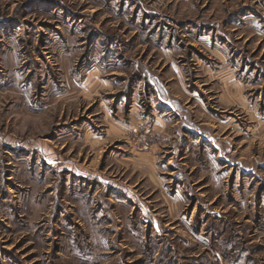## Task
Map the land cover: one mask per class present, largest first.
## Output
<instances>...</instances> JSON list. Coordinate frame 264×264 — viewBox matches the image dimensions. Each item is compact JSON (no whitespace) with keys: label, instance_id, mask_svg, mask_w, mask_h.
I'll list each match as a JSON object with an SVG mask.
<instances>
[{"label":"rangeland","instance_id":"rangeland-1","mask_svg":"<svg viewBox=\"0 0 264 264\" xmlns=\"http://www.w3.org/2000/svg\"><path fill=\"white\" fill-rule=\"evenodd\" d=\"M205 34L227 37L228 77L206 66ZM157 39L178 49L162 53ZM138 62L174 93L198 92L210 113L188 105L212 130L174 162L188 168L166 179L177 204L150 202V214L124 198L104 204L110 190L100 195L99 180L80 181V164L98 161L110 181L151 192L116 165L130 151L152 152L151 132L99 156L80 148L89 117L100 119V100L78 93L92 69L116 89L100 97L128 111L127 121L132 108L157 111ZM236 86L235 99L225 90ZM154 209L157 221L148 220ZM0 264H264V0H0Z\"/></svg>","mask_w":264,"mask_h":264},{"label":"crops","instance_id":"crops-1","mask_svg":"<svg viewBox=\"0 0 264 264\" xmlns=\"http://www.w3.org/2000/svg\"><path fill=\"white\" fill-rule=\"evenodd\" d=\"M257 14L260 15L262 13L258 11ZM252 26L259 30L261 28L256 23H253ZM203 36L206 37L205 42L201 43L197 42L196 40V43H201V46L206 49V53L210 56L209 59H213L211 64L212 66H206L210 69V71L212 70L213 73H215L216 77H223V75L227 76L228 70L226 68L229 65V62H231L228 49L229 45L227 46V44H224L227 42V37H222L220 42L217 43L215 40L211 39V36H208L207 34L200 36V38ZM157 40L158 50L162 53H171L173 51L176 52L178 49L177 46L169 47L174 46L172 41L169 42L171 45H168L163 43V39ZM134 68V71L140 74L141 79L138 81H144L146 88L145 93L150 92L153 101H156V105L158 106L156 108L157 111H153L149 116H140V114L136 110H132V108V116L127 121L126 113L128 111H125L124 113L123 108L116 111L111 107L110 100L100 97L103 93L112 95L114 92H116V89H111L112 85L102 79L100 69H92L90 71H95V76L86 80L87 82L84 83L80 89H78V93H80V98L85 100H100L99 111L98 113L94 114L95 116H98V118L100 117V119L95 121L96 118L92 119L94 116L89 117V122H87V124L84 126V129H82V133L80 134V148H84L85 150L88 149L90 152L97 153V156H99V154L104 151V149L114 145L116 142H120V140L126 138V136H129L138 130L144 129L151 132L152 135L156 136V142L153 146L152 152L140 153L138 155L130 151L126 155L123 154V156L119 158L120 161L111 155L110 160H112V163H109L110 167H112L113 163L117 160L116 165L121 166L125 172H128V177L129 173H132L133 177L131 179L137 177L138 179L140 178L141 181H144L145 184H151V192L150 194H147V192L150 191L147 189L141 193V196L134 188L139 184H135L133 187L129 184V182L118 183V180L117 182L114 180V183L113 180L110 181V177L106 175L107 173H105L108 171L105 170V172H103L98 169V164L100 163L98 161L94 163L93 166L80 164V181L85 183L87 181L99 180L98 182L102 184L98 187V189H96V191H100V195L101 192L106 193V191L110 190L108 191L109 197H105V200L102 202L111 201L118 204L124 201L121 200L124 198V202L129 205H133L134 208H136L137 205H141L142 214H144V211L147 213L150 212V202L160 203L158 206L167 204L170 207L177 204L179 199H174L172 196H168L167 182L170 181L171 183L176 181V177L174 178V176L182 173V171L187 172L188 168L184 165V167H179L178 164H175L174 162L177 161L179 159L178 157L181 155H189V151L192 150V144L196 143L198 145L199 142H204V140L211 136H207V134L212 132V130L205 126L206 124L200 125L194 119L192 108L188 105V100H193V102L196 101L194 106L200 108L199 113H210L208 103L203 102L204 99L197 96L196 93L198 92L191 91L192 89L183 88L177 89V92L174 93V89H170L164 80L158 74L152 72L143 62L135 63ZM172 71L174 72V78H182V72L180 71V68L172 66ZM229 77L237 78V75L236 73L235 75L234 73H231ZM98 82L103 85L97 86ZM238 82L239 81H236V83ZM147 85L151 89H149ZM236 88V92H234L235 88L229 87L225 91L227 93L229 92L236 99V93H239L240 95L242 89L237 86ZM132 91L133 90L130 92L129 90L125 96H129L128 94L133 95V93H135L134 91L136 90L134 89V91ZM220 110H222V114L227 113L226 109L221 108ZM208 126L216 128L213 125ZM217 155L218 158H221L220 152ZM98 159L100 158L98 157ZM206 172L204 171V173ZM166 179H168L167 182ZM84 198L85 197L80 198V203L82 204V207L80 206V217H82V219L80 218V221L86 220L85 215L87 214L88 206L85 205L84 201H81ZM104 204L106 203L104 202ZM155 210L157 209H154L152 212L153 217L150 215H146L145 217H147L148 220L152 219V221H157V211ZM171 223L172 225H175L173 221L169 222V224Z\"/></svg>","mask_w":264,"mask_h":264},{"label":"built area","instance_id":"built-area-1","mask_svg":"<svg viewBox=\"0 0 264 264\" xmlns=\"http://www.w3.org/2000/svg\"><path fill=\"white\" fill-rule=\"evenodd\" d=\"M144 140V142H146L147 143V139H146V137L143 139ZM148 149V148H147Z\"/></svg>","mask_w":264,"mask_h":264}]
</instances>
